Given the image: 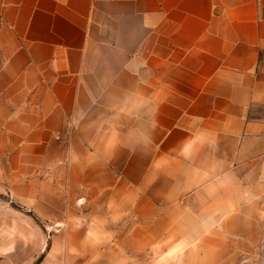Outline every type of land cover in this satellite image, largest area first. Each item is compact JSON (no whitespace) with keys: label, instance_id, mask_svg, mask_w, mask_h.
I'll list each match as a JSON object with an SVG mask.
<instances>
[{"label":"crops","instance_id":"1","mask_svg":"<svg viewBox=\"0 0 264 264\" xmlns=\"http://www.w3.org/2000/svg\"><path fill=\"white\" fill-rule=\"evenodd\" d=\"M0 264H264V0H0Z\"/></svg>","mask_w":264,"mask_h":264},{"label":"water","instance_id":"2","mask_svg":"<svg viewBox=\"0 0 264 264\" xmlns=\"http://www.w3.org/2000/svg\"><path fill=\"white\" fill-rule=\"evenodd\" d=\"M1 198V197H0ZM1 199H3V198H1ZM3 200H5V199H3Z\"/></svg>","mask_w":264,"mask_h":264}]
</instances>
